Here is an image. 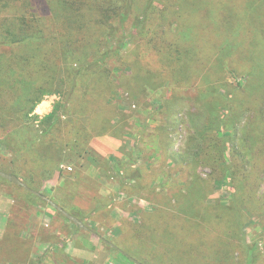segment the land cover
Wrapping results in <instances>:
<instances>
[{"label":"rangeland","instance_id":"1","mask_svg":"<svg viewBox=\"0 0 264 264\" xmlns=\"http://www.w3.org/2000/svg\"><path fill=\"white\" fill-rule=\"evenodd\" d=\"M146 2L136 0L135 18H143ZM53 10H62L59 0H0V59L5 68L1 76L9 83L7 96L24 94L31 86L34 97L41 99L24 122L29 137L41 140L37 151L50 153L64 147V153H73L66 145L74 140L76 128L88 130L95 116L106 110L116 116L111 133L122 137V147L105 157L106 162L96 155H92L97 159L93 162L76 153L60 164L26 156L15 161L21 175L31 168L36 182L41 180L39 173L52 166L60 183H42L49 201L29 202L30 191L0 181V215L10 211V223L19 222L21 236L28 237L23 242L11 240L12 256L0 247V264H28L23 261L27 256L42 264H133L105 241L121 246L142 264H246L247 248L258 244L257 264H264V154L258 152L253 161L234 155L248 124L255 122L264 133L263 88L257 90L253 85L264 79V0H157L144 29L127 26L125 49L110 65L116 92L107 95L98 84L97 112L91 116L89 111L80 114L74 109L83 111L80 91L61 111L60 124L49 136L41 137L46 125L35 123L34 118L41 120L56 104L66 103V93L45 94L36 87L49 77L45 63L53 57L50 45L42 43L40 51L32 52L29 43L3 44L8 40L6 28L20 17L47 20V36L64 31L65 23L53 20ZM83 10L89 28L94 29L96 10L86 12L87 6ZM163 41L192 50L195 59L187 79L178 82V61L169 62L164 58L168 53L153 49ZM62 44L57 42V50H62ZM34 53L37 67L24 72L26 82L33 85L15 87L9 74L13 59ZM253 64L261 69L258 77L248 76L247 67ZM61 70L56 72L59 79L65 77ZM206 91L213 96L203 100ZM105 99L112 103L105 104ZM101 114L100 120L105 113ZM219 117H225L220 129L216 127ZM223 136L232 139L230 153L240 169L237 193L227 168L230 153L214 165L217 171L204 159L200 164L184 160L186 153L192 159L199 150L201 158L210 152L220 156L216 142ZM103 137L93 138L92 143L102 148L107 145L100 140ZM205 145L210 152L202 151ZM111 156L119 158L121 173L115 169V160L109 161ZM12 160L0 143V170L14 172ZM52 197L71 212L80 209L84 224L97 235L59 215ZM100 205L104 208L95 212ZM28 227L39 232V240L30 238L29 232L24 234Z\"/></svg>","mask_w":264,"mask_h":264},{"label":"trees","instance_id":"2","mask_svg":"<svg viewBox=\"0 0 264 264\" xmlns=\"http://www.w3.org/2000/svg\"><path fill=\"white\" fill-rule=\"evenodd\" d=\"M156 1L157 0H147L143 8V18H135L133 15L134 10H138L135 4L136 0H59V6L62 8V10H53V20L63 21L65 23V29L64 31H55L51 36H47L44 31L47 21L44 18H38L37 16H32L30 18L20 17L10 22L9 27L6 28V39L8 40L6 43L4 42V46L29 43L33 46L32 52H38L40 51V45L42 43L48 42L50 45V54H53V57L55 56V58L52 59L53 57L50 55V60L48 58L46 61L49 64L45 63L49 77L42 80L39 83V86L36 85V87L40 88L41 92L45 94L66 93L65 104H56L53 111L41 120L39 116L34 118L36 121H34L35 123L40 122L41 124L46 125L47 129L43 132L41 137L49 136L51 132L60 124L61 111L64 109L67 103H69L71 99L74 98V96H79L80 91L83 93L81 95L84 102L82 107L83 111L81 112L78 107L74 109H76V111L80 114H85L87 111H89L91 116L97 112L95 111L96 109H94V107L96 103L95 100L98 84L103 85V89L107 95H111L112 93L116 92L117 86L111 77L112 69L110 68V65L114 60H116L117 57L122 54L123 50L125 49L126 37H128L127 26H132V30L144 29V24L147 22L149 11L154 9ZM86 6L89 9L86 10V12H90V10H96L95 13L97 15L93 16V21L97 26L94 29L89 28L88 23L84 19L85 11L83 10V7ZM18 22H20L21 26L20 24H17ZM58 41L63 42L62 50H57L56 48ZM261 41L264 45V40ZM151 44L152 41L149 42L148 47L151 48ZM152 47L160 53H168V57L164 56V58L169 62H171V59L178 61L180 64V68L176 70L178 72V75H176V80L178 82L189 77L186 76V73L191 71V62L192 59H195L191 49L184 50L179 45H171L169 41H163V43L161 42L158 45H153ZM35 59V53L31 56H23L18 59H13L12 65L9 67V74L11 76L12 83H15V87L17 84L24 85L25 83L33 85L31 82H26V79H24V74L26 72H32L33 68L37 67V65H34L37 63ZM59 62L62 63V66L59 65ZM60 68H62L61 71L65 72V77H63V79H59L56 75L57 70ZM4 70L5 68L3 66V62L0 59V126L3 127V130L0 132V143H2V145L12 154L14 160H12L11 163L14 165L16 170L14 172H9L7 170L0 171L17 176L30 189L39 192L42 195H47V193L45 194V192L42 190V183L47 184L54 178V173L50 170L52 169V166L51 168L45 167L41 173H39L41 179L40 182H36V176L31 171V168L28 167L26 169V175H21L22 170L16 166L15 161H18L19 159H22L23 156H26L32 159H34V157H38L44 161L53 159L58 164H60L68 158L70 159L72 156H75V153L79 154V156L81 155L83 157H87V159H90L93 162H96L97 159L93 158L92 155H96L103 162L108 161L107 158L101 156L92 148V141L95 137L103 136H111L117 139L122 138L111 133V123L113 118L116 117L114 112H107V110L105 112H100V114L97 117L95 116V118L92 120V124L89 126L90 128L88 130H84L80 126L76 128V133L73 135L74 140L69 141L66 145V147L70 149V153L73 152L74 154L64 153V147L59 148L54 152L52 150L50 153L44 152L42 150L37 151L36 145L41 140L38 136L29 137L28 129L25 128L24 122L27 118H30L31 115L35 113L37 106L41 102V99L34 97L31 86L26 87V93L20 95L15 94L10 99L6 93V91L9 90L8 80L5 76H1V73H4ZM247 71L248 76L251 77H258V75L261 73V69L255 64L251 65V67H247ZM262 73H264V70H262ZM92 76H94L95 80L92 79ZM55 85L57 86L56 89H54ZM253 85H257V90L262 87L264 95V79L254 81ZM232 95L233 94L229 95L230 97L227 98L229 110ZM212 96L213 95L210 91H206L203 94V100H205L206 97L209 98ZM106 102L107 105L112 103L110 99H105V104ZM218 103L220 106V102ZM101 113H105V115L100 120V117L102 116ZM256 116H259V112ZM225 117H219L220 121L218 120L219 126H216L217 128L220 129L225 125ZM82 129L83 131H81ZM225 136L217 141L219 143L216 142L215 151L220 150V156L214 157L213 153H211L205 145L206 147L202 151L208 150L210 154H204L203 158H201L199 150V152L192 159L190 158L189 153H186L184 160L187 161L190 159L191 161L194 160L196 164H200V160L204 159L205 162L211 163L212 166L223 162L224 157L231 152L230 143H232V139H224ZM83 138L85 139L82 140ZM87 138L89 143L86 142ZM193 146L194 145H192V148ZM258 152L261 155L264 154V133L258 124L251 122L247 125L245 131L240 137V145H236L234 155L240 156L242 159L245 157H250L253 161L255 155L258 154ZM112 157L113 156L109 158V161L114 162L115 160V169L121 173L122 167L121 162H119V158ZM228 157L229 161H231L227 166L230 171L229 178L231 180V184L235 186L234 188L237 193L239 191L236 185V182L238 181L237 173L240 169L237 166L236 160L232 157V153H230ZM117 162L119 163L117 164ZM214 170L217 171L215 166ZM0 181L18 188L20 187L11 183L9 180L2 178L1 176ZM40 185L41 187H39ZM29 194V202H31V199L43 201L42 198L36 196L32 192ZM237 196L238 194L236 197ZM52 200L66 212L80 219L83 223H86V220L83 219L81 215L82 212L80 209L71 212L58 198L52 197ZM75 201H73V205L78 206L75 204ZM103 208L104 207L100 205L98 209L95 210V212ZM59 215H61L64 219H67L60 212ZM10 221L8 224V236L0 241V247H4L6 250L5 254L9 253V255L14 252V244L11 242V240L19 239L22 241V229L19 228V222H17V224L16 222L15 224H12ZM78 229L80 228L78 227ZM7 243H10L12 246H7ZM113 245L117 246L123 251L121 246L116 244ZM258 251V244L247 248L246 264H257ZM124 257L135 264L126 256ZM25 258H23L25 263L42 264L40 260L35 262L29 256Z\"/></svg>","mask_w":264,"mask_h":264},{"label":"crops","instance_id":"3","mask_svg":"<svg viewBox=\"0 0 264 264\" xmlns=\"http://www.w3.org/2000/svg\"><path fill=\"white\" fill-rule=\"evenodd\" d=\"M100 140H103L104 142H106L107 145L102 146V148H101V147L96 146L95 143H92V148L98 154H100L103 157H108V156L112 155V153L116 154L118 152V150H120L122 147V142H120L119 139H116L114 137L106 136ZM59 177H60V175H58V177H54L52 179L54 184L60 183ZM10 209H12V206H10ZM11 217H12V213L10 211L8 213H4V215H0V241H2L5 237L8 236V233H9L8 224H9ZM32 221L33 220H29V223ZM31 229H32L31 227H28L26 229L27 231L25 230L24 234H27L29 232V235L31 236L30 238H34V239L39 240V238H38L39 232L34 230V229H32V230ZM21 238L26 240L28 237L27 236H21ZM37 244H38L37 246L42 245L39 243H37ZM34 256L37 257V255H34ZM31 259H32V257H31Z\"/></svg>","mask_w":264,"mask_h":264},{"label":"water","instance_id":"4","mask_svg":"<svg viewBox=\"0 0 264 264\" xmlns=\"http://www.w3.org/2000/svg\"><path fill=\"white\" fill-rule=\"evenodd\" d=\"M0 176L4 179L9 180L11 183L17 185V186H21L24 187L25 189H27L28 191L36 194L37 196H39L40 198H42L43 200L49 201V199L40 194L39 192H36L32 189H30L25 183H23L17 176L5 173L0 171ZM53 204V203H52ZM55 206V208H57V210H59V212H61L62 214H64L69 220H71L72 222H74L77 226H79L81 229L85 230V231H89L92 232L94 234H96L95 232H93L90 228H88L80 219L76 218L75 216L71 215L70 213L66 212L63 208L59 207L56 204H53ZM107 244H109L110 246H112L114 249L120 251L124 256H126L127 258H129L131 261H133L135 264H142L141 262H139L138 260L134 259L133 257H131L130 255H128L127 253H125L124 251H122L121 249H119L117 246L111 244L108 241H105Z\"/></svg>","mask_w":264,"mask_h":264}]
</instances>
